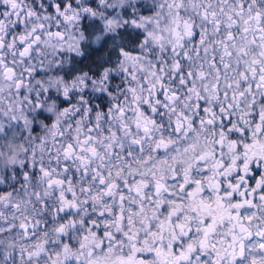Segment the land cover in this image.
<instances>
[{
	"label": "snow or ice",
	"instance_id": "6c2138e0",
	"mask_svg": "<svg viewBox=\"0 0 264 264\" xmlns=\"http://www.w3.org/2000/svg\"><path fill=\"white\" fill-rule=\"evenodd\" d=\"M0 264H264V0H0Z\"/></svg>",
	"mask_w": 264,
	"mask_h": 264
}]
</instances>
